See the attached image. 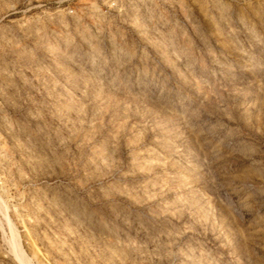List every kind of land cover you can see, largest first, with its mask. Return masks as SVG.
<instances>
[{
    "label": "rangeland",
    "instance_id": "rangeland-1",
    "mask_svg": "<svg viewBox=\"0 0 264 264\" xmlns=\"http://www.w3.org/2000/svg\"><path fill=\"white\" fill-rule=\"evenodd\" d=\"M0 264H264V0H0Z\"/></svg>",
    "mask_w": 264,
    "mask_h": 264
}]
</instances>
